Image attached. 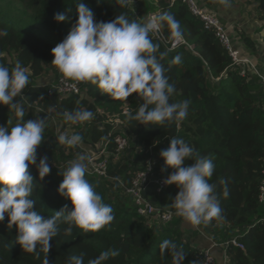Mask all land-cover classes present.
<instances>
[{
	"label": "trees",
	"instance_id": "obj_1",
	"mask_svg": "<svg viewBox=\"0 0 264 264\" xmlns=\"http://www.w3.org/2000/svg\"><path fill=\"white\" fill-rule=\"evenodd\" d=\"M254 4L264 17V0H244ZM94 12L97 22H109L116 15L124 13L129 19H136L129 7L116 3V0H82ZM157 12H168L180 22L183 44L171 49L173 37L165 24L153 41L160 45V51L167 52L161 59L169 82L174 84L175 92L170 102L190 101L188 115L183 120L167 126H143L129 121L126 114L138 110L142 100L132 94L127 100L101 94L96 86L81 84L82 98L72 95L67 98L56 97L57 104L64 111L88 109L94 118L83 124L71 125L63 114L52 104L48 90L52 83L36 85L35 79L52 74L53 83L63 78L51 64V49L70 31L77 18V0H0V29L8 35L0 37V64L12 67L17 61L29 72V85L23 95L27 115L25 121L46 117L44 141L39 146L38 157L47 156L51 171L43 180L38 178L35 165L28 171L36 181V189L31 199L34 207L45 216L67 206L70 202L57 193L69 161L73 160L77 148L59 145L55 138V125L58 120L61 129L71 126L83 137V141L93 148L106 145L113 154L114 138L112 123L118 121L123 132L134 148L157 157L159 171L163 160L159 152L168 147L170 138H183L202 156L211 157L216 165L209 181L217 184L218 193L224 187L221 180L227 181L230 194L221 195L222 219H213L209 225L229 226L245 229L235 239L243 249L227 244L225 256L227 264H264V205L260 202V188L264 180V110L252 95L249 78L252 73L240 76L239 69L232 64L227 51L219 44L212 32L203 29L202 24L180 2L172 0H150ZM212 6L216 0H204ZM64 14L67 19L55 22V14ZM137 20V19H136ZM138 22V21H137ZM252 49L248 38L244 39ZM181 57L180 64L171 61ZM17 99H22L18 97ZM7 106H0V126L12 119ZM110 120V123L106 121ZM13 123L15 120L13 119ZM105 176L86 174V179L94 186L103 201L113 209V221L97 232L85 233L73 229L70 237L61 233L51 241L48 252L49 264H67L71 255L85 253L84 264L100 252L115 249L119 255L110 258L105 264H201L202 252L192 247L183 235L170 224L140 216L131 206L124 188H129L135 174L143 170L144 164L131 162L125 155H109ZM185 163L190 164L191 161ZM173 171L167 168L165 178ZM118 180L122 188L113 184ZM168 208L172 211L171 203ZM7 216L0 222V264H41L33 254L24 253L15 243V226L7 228Z\"/></svg>",
	"mask_w": 264,
	"mask_h": 264
},
{
	"label": "clouds",
	"instance_id": "obj_2",
	"mask_svg": "<svg viewBox=\"0 0 264 264\" xmlns=\"http://www.w3.org/2000/svg\"><path fill=\"white\" fill-rule=\"evenodd\" d=\"M116 3L131 7L134 0H116ZM77 18L68 34L51 49V64L67 80L90 83L101 94L116 99L127 100L132 94L142 100L138 110L126 116L129 121L143 126H167L183 120L188 115L190 101L170 102L175 92L174 84L169 82L166 69L160 62L167 52L160 51V45L153 41L166 24L177 42L182 39L180 22L168 12H162L145 23L129 19L124 13L118 14L109 22H97L93 10L82 0H77ZM59 23L65 21L64 14L53 17ZM8 35L0 29V37ZM180 64L181 57L171 61ZM29 73L17 61L11 68L0 64V106H7L12 113L7 125L0 126V222L7 216V228L15 226V243L24 253L33 254L37 259L43 253L41 264H49L48 252L51 241L61 233L70 237L73 229L85 233L97 232L110 224L113 209L103 201L94 186L86 179L89 154H79L68 162L57 193L70 202L59 211L45 216L34 207L31 199L36 189V181L28 171L35 165L38 178L51 171L47 156L38 157V148L44 141L46 117L25 121L28 99L23 95L29 85ZM22 97V99H17ZM64 120L71 125L83 124L94 118L88 109L64 111ZM13 119L15 123H13ZM56 142L67 148H84L83 137L79 132H61ZM163 160L162 171H173L162 181L164 186L174 185L178 191L171 199L175 215L192 226L215 219H222L221 195L228 198L230 190L227 181L222 193L217 184L210 183L216 165L213 158L202 156L183 138H170L166 149L159 152ZM191 161L190 164L185 163ZM119 252L107 249L87 264H105ZM85 253L71 255L67 264H84Z\"/></svg>",
	"mask_w": 264,
	"mask_h": 264
},
{
	"label": "built area",
	"instance_id": "obj_3",
	"mask_svg": "<svg viewBox=\"0 0 264 264\" xmlns=\"http://www.w3.org/2000/svg\"><path fill=\"white\" fill-rule=\"evenodd\" d=\"M172 1H177L185 5L191 15H193L202 24L203 29L214 34L219 44L227 51L228 56L232 60V64L238 67L240 76L244 77L248 75V73H252L258 78L262 86H264V71L258 70V68L255 67V65L252 64L248 58L242 56L240 52L234 47L233 39L229 34L228 29L221 22V20L208 9V6L204 3V0ZM158 14V12L152 13L149 17V20ZM183 43L184 42L182 39L177 42L176 38H174L171 43V49ZM83 83L60 78L58 81L51 84L48 94L50 96H56L59 98H67L72 95L82 96L81 84ZM113 123H116L117 125L115 127L119 128L120 131H123L122 126L118 121ZM119 132L114 138L115 149L113 154L108 153L106 145H103L98 151L95 150L93 153L89 154L91 156V162L88 165V175L105 176L108 168L107 157L109 155H113L114 157L124 155L123 152L128 146L129 139L124 132L123 134ZM143 163L145 168L135 174L129 188H124V191L128 196V200L131 206L136 210V213L140 216L146 218H159L161 223L171 224L174 219L180 218L175 215V210L172 211L169 208L162 210L161 208L157 207L150 199H148L147 196V189L150 183H154V191L157 195H160L163 190L168 187L162 184L163 179H165V177L162 176L163 171H159V173H157L154 163L150 160H145ZM155 173L157 175H155ZM260 191V202L264 205V180L262 182ZM229 243L237 246L240 249H243V246L240 245L236 239H232L227 244ZM201 255V264H215L214 258L208 250L202 252Z\"/></svg>",
	"mask_w": 264,
	"mask_h": 264
},
{
	"label": "crops",
	"instance_id": "obj_4",
	"mask_svg": "<svg viewBox=\"0 0 264 264\" xmlns=\"http://www.w3.org/2000/svg\"><path fill=\"white\" fill-rule=\"evenodd\" d=\"M151 5H153L152 2ZM208 9L226 26L233 39L234 47L240 54L248 58L258 70L264 71V17L261 18L256 6L246 3L244 0H216V3L208 6ZM245 38H248L252 43V49L244 42ZM249 83L252 95L264 110V86L256 76L249 78ZM36 85L38 84L36 83ZM155 175L157 174L155 173ZM154 187V183L149 184L148 199L162 210L168 209L171 199L176 195L178 189L174 185H169L160 195H157ZM151 222L161 223L159 218L155 217L151 218ZM170 225L199 252L208 250L214 258L215 264H227L226 244L242 232L247 231L229 226H212L207 222L199 226H192L182 218L174 219Z\"/></svg>",
	"mask_w": 264,
	"mask_h": 264
},
{
	"label": "rangeland",
	"instance_id": "obj_5",
	"mask_svg": "<svg viewBox=\"0 0 264 264\" xmlns=\"http://www.w3.org/2000/svg\"><path fill=\"white\" fill-rule=\"evenodd\" d=\"M138 4H139V0H134V4H133L134 12L132 11L131 7L129 6V8L131 9L133 14L135 13V11L137 9ZM156 11H157L156 7L152 5L151 6V12H156ZM52 79H53L52 74H45V75H42L41 77L35 79L34 82L37 83L38 85H44V84H48V83H53ZM52 122L55 125V133H54L55 140H56V137L61 132L67 133V134H72L73 132H78L77 130L73 129L71 126H66L65 128L61 129V125H60L58 120H53ZM110 122H111L110 120L106 121V123H110ZM116 125H117L116 123L112 124V132H114V131L119 132L120 131L119 128L115 127ZM119 133L123 134V131H120ZM83 144H84V148L83 149L77 148L78 151L74 154L73 159H75L79 154H82V153L91 154V153H93V151H95V150L98 151L102 147V146H99V147L93 148L92 146L88 145L84 141H83ZM123 153L125 156L127 155L126 157L130 158L131 162L139 165L140 167L144 164L143 162L145 160H150L151 162L154 163V167L156 170L160 169L156 156H154V157L148 156L147 155L148 153L142 152L139 149L134 148L131 145L130 140L128 142V146L126 147V149ZM242 233H244V232H242Z\"/></svg>",
	"mask_w": 264,
	"mask_h": 264
},
{
	"label": "water",
	"instance_id": "obj_6",
	"mask_svg": "<svg viewBox=\"0 0 264 264\" xmlns=\"http://www.w3.org/2000/svg\"><path fill=\"white\" fill-rule=\"evenodd\" d=\"M151 6L150 0H139L138 7L133 14L139 23H145L149 20L150 15L153 13L151 12ZM82 97L83 96H81V98ZM50 99L52 104L60 111V113H63L62 108L57 104L56 98L51 96ZM113 184L116 188H122V185L118 180H114Z\"/></svg>",
	"mask_w": 264,
	"mask_h": 264
}]
</instances>
